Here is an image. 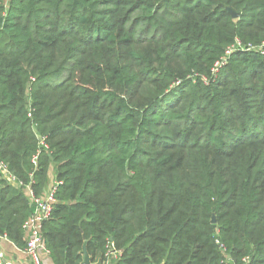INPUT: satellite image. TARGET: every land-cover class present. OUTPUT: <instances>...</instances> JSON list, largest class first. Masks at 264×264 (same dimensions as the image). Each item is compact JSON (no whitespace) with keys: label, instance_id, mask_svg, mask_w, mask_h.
I'll list each match as a JSON object with an SVG mask.
<instances>
[{"label":"trees","instance_id":"16d2710c","mask_svg":"<svg viewBox=\"0 0 264 264\" xmlns=\"http://www.w3.org/2000/svg\"><path fill=\"white\" fill-rule=\"evenodd\" d=\"M237 39L264 42V0H0V163L25 185L0 175V236L22 245L53 167V264L110 241L117 264H264V51L213 76Z\"/></svg>","mask_w":264,"mask_h":264},{"label":"built area","instance_id":"2783aa9c","mask_svg":"<svg viewBox=\"0 0 264 264\" xmlns=\"http://www.w3.org/2000/svg\"><path fill=\"white\" fill-rule=\"evenodd\" d=\"M238 50H260L264 51V42L259 46L249 44H244L240 39H237L233 44H231L224 56L218 60L213 68V76L217 77L219 72V68L222 67L225 63H227L229 57ZM41 144L46 146L44 142V137L41 138ZM36 160V157H35ZM0 175L2 178L6 179L9 183L19 186H25L23 182L18 181L17 177L12 173L3 163H0ZM59 183L56 181L52 188L47 192L41 195H37L34 193L33 189L30 185L26 186V191L31 198V202L34 205V212L31 217L28 219L26 224L24 225L26 229V245L25 252L29 258L30 264H47L43 259V253L49 251L45 245V239L43 235V224L47 221L54 209V205L57 201L56 193H57V185ZM0 238L7 239L5 236H0ZM220 243V247L223 251H227L226 246L217 240ZM122 251L114 247L112 242L110 241L107 245V251L105 254V259L102 261L104 264H117L121 259ZM230 257H227L229 261ZM250 260L249 256L243 258L244 262H248ZM0 261L5 262V254L0 249ZM9 264V263H8Z\"/></svg>","mask_w":264,"mask_h":264},{"label":"crops","instance_id":"0c3cea01","mask_svg":"<svg viewBox=\"0 0 264 264\" xmlns=\"http://www.w3.org/2000/svg\"><path fill=\"white\" fill-rule=\"evenodd\" d=\"M55 172L53 167H51L49 171V181L43 191V193H47L52 186L55 184ZM42 193V194H43ZM27 238V237H26ZM22 245H17L13 241L9 239L0 238V249L5 254V261L9 264H30L29 258L25 252V241H22ZM43 259L47 264H53V260L50 257V254L45 251L43 253Z\"/></svg>","mask_w":264,"mask_h":264},{"label":"water","instance_id":"95a60500","mask_svg":"<svg viewBox=\"0 0 264 264\" xmlns=\"http://www.w3.org/2000/svg\"><path fill=\"white\" fill-rule=\"evenodd\" d=\"M229 11L231 12V14H232V16L234 18H238L239 17V13L236 12V11H234L232 8H229ZM211 221H212V223H215L216 222L215 215L212 216V220ZM111 240H113V238H111ZM83 257H84L83 264H101V260L96 261V262H94L92 260V257L89 255L88 250H87L86 247H84V250H83Z\"/></svg>","mask_w":264,"mask_h":264}]
</instances>
